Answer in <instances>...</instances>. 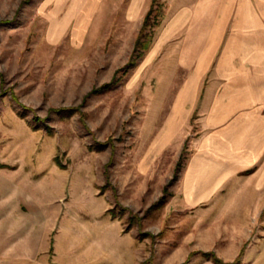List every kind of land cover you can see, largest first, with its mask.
<instances>
[{
	"label": "rangeland",
	"instance_id": "374dc122",
	"mask_svg": "<svg viewBox=\"0 0 264 264\" xmlns=\"http://www.w3.org/2000/svg\"><path fill=\"white\" fill-rule=\"evenodd\" d=\"M160 1L140 34L130 0H0V264H264L253 195L179 189L199 125L187 149L170 130L184 34Z\"/></svg>",
	"mask_w": 264,
	"mask_h": 264
},
{
	"label": "crops",
	"instance_id": "0c3cea01",
	"mask_svg": "<svg viewBox=\"0 0 264 264\" xmlns=\"http://www.w3.org/2000/svg\"><path fill=\"white\" fill-rule=\"evenodd\" d=\"M130 2L132 16L147 12L140 34L144 33L145 19L153 13L154 6L166 4L160 0ZM146 3H150L148 9ZM169 3L170 16L176 21L164 30V35L184 34L178 39L179 46L171 50L177 53L175 57L185 72L171 105L170 130L175 135L181 133L182 147L187 149L188 126L195 129L199 125L179 189L189 203L198 204L225 190L230 183L232 194L253 195L250 208L256 201V208L262 211L264 0ZM164 14L165 11L155 15ZM180 27H184L183 32Z\"/></svg>",
	"mask_w": 264,
	"mask_h": 264
},
{
	"label": "trees",
	"instance_id": "16d2710c",
	"mask_svg": "<svg viewBox=\"0 0 264 264\" xmlns=\"http://www.w3.org/2000/svg\"><path fill=\"white\" fill-rule=\"evenodd\" d=\"M150 15L151 13L147 16V18L145 19V23H144V27H146L148 25V22L150 20ZM134 61V60H133ZM133 62H131L132 64ZM110 86V84L104 85L103 88H108ZM102 88V89H103ZM182 168V159H180V161L178 162V165L176 167V175L174 176V178H177V173L180 171V169ZM168 192V187L165 188V194L162 196V198H160V202L165 201V197H166V193ZM157 205V204H156ZM206 254L209 255V257H211L217 264H240V257L242 256V252L239 254L238 258L235 261H230V262H226L225 260H223L222 258L218 257L217 255H215L214 252L210 251L207 252ZM182 264H187V261L182 263Z\"/></svg>",
	"mask_w": 264,
	"mask_h": 264
}]
</instances>
